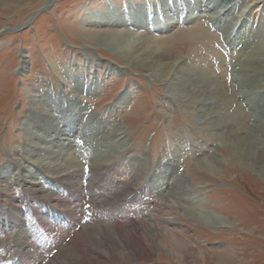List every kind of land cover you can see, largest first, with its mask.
Returning a JSON list of instances; mask_svg holds the SVG:
<instances>
[{
	"label": "rangeland",
	"instance_id": "obj_1",
	"mask_svg": "<svg viewBox=\"0 0 264 264\" xmlns=\"http://www.w3.org/2000/svg\"><path fill=\"white\" fill-rule=\"evenodd\" d=\"M173 1L178 9L171 12L169 24L163 6L172 10ZM241 1L237 5L231 0L232 14L218 24L215 18L223 16L217 7L210 12L192 10L195 17L183 19L182 0H0V170L10 176L17 168L23 171L20 165H28L33 179L43 178L44 190L53 193L37 197L22 187L17 204L12 190L0 194L4 203L12 201L17 210L30 208L43 231L44 246L30 232L24 238L23 245L29 249L27 253L20 250L24 264H48L56 256L55 264H264V177L246 168L236 151L239 135L246 139L243 151L249 146L259 148L264 136V91L250 92L252 88L246 89L240 79L243 71L264 65L260 53L264 51V15L261 23L247 20L244 6L258 0ZM136 8L145 13L146 24L134 19ZM101 18L110 23L102 24ZM197 24L214 35L213 48L220 55H209L205 45H195L194 39L200 37L191 31ZM239 26L243 33L229 40L227 36H236ZM96 29L153 38L167 54L169 65L181 63L186 73L168 66L165 75L156 79L136 71L94 46L86 32ZM194 47L199 49L197 55L189 49ZM207 56L213 72L224 76L228 111L220 106L216 85L208 90L206 83H196L205 79L200 70L206 66L196 60ZM251 75L264 77V73ZM75 80L83 87H75ZM35 100H43L52 111L51 123L60 134L46 132L49 120L42 121L43 115L38 124L31 121L29 105ZM71 106L75 117L68 111ZM65 114L69 115L66 119ZM227 115L233 119L216 122ZM229 130L236 133L235 139L227 134ZM27 133L34 146L27 145ZM43 138L55 143L69 138L79 147H84L83 140L89 143L88 152L78 158L83 165L80 174L70 182L52 179L48 169L33 165L35 160L46 163L40 156L55 148ZM23 150L34 151L30 162L23 158ZM256 151L264 159V151ZM178 184L186 187L184 196L177 194ZM30 196L34 199L28 203ZM169 200L184 206L171 205ZM85 207L90 212L69 215L70 209ZM109 208L114 217L93 211ZM181 208L237 224L232 230L214 231L195 224ZM5 209L12 211L8 206ZM145 211L149 214L141 215ZM118 212L120 216H115ZM155 215L161 224L156 223L160 232L153 236L145 222ZM167 217L172 221L169 225L162 222ZM18 222L28 224L23 219ZM82 222L92 225L98 231L95 234L101 230L98 238L87 239L78 224ZM105 227L122 232L125 246L110 243ZM15 233L0 234V244H15L17 249L20 243ZM68 245L72 250L65 263L58 253Z\"/></svg>",
	"mask_w": 264,
	"mask_h": 264
},
{
	"label": "bare ground",
	"instance_id": "obj_2",
	"mask_svg": "<svg viewBox=\"0 0 264 264\" xmlns=\"http://www.w3.org/2000/svg\"><path fill=\"white\" fill-rule=\"evenodd\" d=\"M235 1H236L235 3L237 5L242 3L241 0H235ZM182 2H183L184 7H186V14L187 15L185 14L184 15L185 17L183 18L185 20H189L192 17H195L191 13V11L192 10L196 11V9H199V8L200 9L202 8L203 11L205 9H207L210 12V11H214L215 8L217 7L218 15L219 16L220 15L223 16L222 19H220L219 17L215 18L216 21L218 20V24H219V21H221V20L224 21L226 19L227 15H231L232 14L231 8L228 7V5L230 4L231 0H206L205 4H203V0H194V4H191L190 0H182ZM163 7H165L164 16H165L166 19H168V23H169L170 22L169 20L171 19L170 15L172 14L171 12L173 10H175V9H178L177 3H176V1H173V7H172L173 9L172 10H170L167 7V5H164ZM137 8L133 12L134 19H136L138 23H141V24L145 23L146 24L147 22H146L145 13L142 12V9L140 10V8L139 9H137ZM244 8L246 9V11L243 12V13L247 14V20H248V17H250L254 24L255 23L257 24V22L261 23V20H262L263 15H264V0L251 1L250 3L245 5ZM167 10H169V11H167ZM101 19L103 20L101 22L102 24L103 23H106V24L110 23L108 18H101ZM152 20L154 22L158 21V17L157 16H153ZM169 24H172V22H170ZM262 25L263 24H260V27H259L260 29L263 28ZM242 27H244V25ZM239 29L241 30L240 26L237 28V31H236L237 35L236 36H231V37H230V35L227 36V37H229V40H230V38L238 39V37L243 33V31H240ZM97 30L98 29H96V30H88V31L86 30L87 32L84 30L86 32V35L89 36L90 38H92V40H94V46L95 47H100L101 49H103V50L115 55L116 57H118L121 60H123L126 64H131V66L136 71H142L144 74L150 75L151 78H156V79L158 78L159 79V78H161V77H163L165 75L166 69L168 68V66H170L169 65L170 63L168 62L167 54L165 53V51L162 49V47L157 46L155 44V40H153V38L149 39V40L148 39L145 40V38H131V37L122 35L121 33H119V31L117 32V31L111 30V31H108L109 33H104L101 30H98V31ZM195 33H198L199 37H200V38H197V39L195 38L194 39L195 42L194 41L193 42L195 43V45H197V46L198 45L199 46H204L205 45L206 46L205 49H206L207 53H209V55H212L214 53L216 55L219 54V52L215 51V49L213 48V44L215 43L214 42L215 39H214V35L212 33H210L208 30H206L205 28H203V26H201L199 24H197L195 26V28L191 31V34L195 35ZM249 33H251V31H249ZM149 38H151V37H149ZM208 41H210L211 43H209ZM233 43L234 42L232 41V45H234ZM189 49H193L192 53H195V55H197L196 53L199 52V49H197L196 47L189 48ZM263 52H260V53H261L262 57L264 58V54H262ZM208 56L205 59L196 60V63H199L201 66H203V64L206 65V66L203 67L204 70H200L202 73H204L205 79H203V80L200 79L196 83H200L201 85L206 83L205 85H206V88L208 90H211L213 88V85H216V89H214V91H215L216 97H218L221 100L220 106L223 105V107L226 108V111H228L229 107H227V105H226V103L228 102L227 91H226L225 87H223V85H224V83H223L224 82V79H223L224 76L217 75V74H215L213 72V70L211 69L210 62L208 61ZM23 62H24V56L20 55V63L23 64ZM192 63H195V62L193 61ZM169 69L170 70H175L178 73H181V72L183 73L184 72L183 74H185L186 70H187L186 67H184V65L181 64V63L179 65L174 63V65H171L169 67ZM223 70H225V69H223ZM252 73L253 74H255V73H264V65H261V66H259L257 68L254 67V69L252 71H243L241 76H240V79L244 82L243 86L246 89L252 88L250 90V92H261V91H264V77H258L256 79H254V78L250 77V75ZM188 76H189V74H188ZM251 76H254V75H251ZM175 79L178 80L177 78H175ZM78 84H80L81 88L83 87L81 81H78L76 83L77 86L75 85V87H78ZM263 95H264V93H263ZM34 99H36V98H34ZM70 108L71 109L68 110L70 112V114H71L70 116L75 117L74 108L72 106ZM220 108H222V107H219V109ZM263 108H264V106H263ZM29 110H30L29 118H31V121L33 120V122H35V124H38V122H40L39 118H40L41 115H43V117H41L42 121L45 118H47L49 120V121L46 122V129H45L46 132L53 133L52 134L53 136H55L56 133L60 134L59 132H62V131H59L56 128L55 125H52V123H51L53 121L52 120L53 116L51 115L52 111H50L47 108V106L44 104L43 100H37V101L35 100V101L31 102L30 105H29ZM215 113L216 112H214V114ZM67 116H69V115L65 114V118L64 119H66ZM240 116H241V118L243 120L244 119L243 115L240 114ZM229 118L231 120L233 119L231 115H227L224 118L217 119L216 122H222V121H225V120L228 121ZM70 121H73V120H70ZM28 133H27V137H29V138L26 139L27 145L29 144L30 146H34L33 142L30 140L32 135H28ZM227 134L229 136L231 135L230 138H234L235 139V134L236 133H233V131L229 130V132H227ZM53 136H51V137H53ZM239 136H240L239 139H238L239 142H238V146H237V149H236L237 158L240 160V162L242 164H244L246 166V168H252L253 171H255L256 173H258L259 175L264 177V159H262V157L256 151L259 148L261 149L262 152L264 151V136L260 137V144L261 145H260L259 148L257 147V149H254V148L251 149V148H249L250 147L249 146L248 149L244 150V151L242 149V147H244L243 144L245 143L243 140H246V139H245L244 135H239ZM43 139H44L43 142H46L49 146L52 145L53 147H55L53 150L51 149V151L47 150L48 152L44 156H40V157L44 158L43 162L46 161V163L41 164L40 162H36V160H35V162L31 161L28 157L30 155L34 154L33 153L34 151H32V150H29V151L28 150H23V155H24L23 158L27 159V161H29V162L31 161V163L33 165L37 166L38 168H46V169H48V171H49L48 173L50 174V178H52V179L67 180V181L70 182V179H72L73 176L76 177L78 173L80 174V172H81L80 168L83 165L79 162L78 158H79V156H81V157L85 156V155H83V153L88 152L87 150H88V144L89 143L86 144L87 142L85 140H83V142L85 143L84 147H81V146L79 147V145L75 144L73 139H69V138H63L62 139L63 140L62 143H59V142L55 143L56 141L53 142V141L49 140L48 138H43ZM232 141H234V140H232ZM84 149H86V150H84ZM100 156L105 157V154L102 153V154H100ZM43 165H46V167L43 166ZM5 166H7V165H5ZM20 166L22 167L23 171H21L20 168H17V170H16L17 172L14 173L13 175H10V176H7V174L4 171L0 170V192H1L0 194L1 195L7 193L9 190H12L13 191L12 199L14 198L16 204L18 202V195H19L20 191L23 190L22 187H24L28 191H31L33 193V195H35L37 197H40V196H52L53 195L52 191H49V190H46V189L44 190V180H43V178L42 179L39 178L41 182L39 181V179L37 177L35 179H33V176H32L33 172H31V170H30L31 168L28 165L24 166L23 164L20 165ZM7 168H9V167L7 166ZM167 168H168V170L166 169L167 171L171 170L170 168H172V165H170V168L167 166ZM44 177H45V175H44ZM159 181H157V179H156V183H159ZM2 182H5V183L3 184ZM153 183H155V182H153ZM159 185H160V183L157 184V187ZM176 187H177L176 188V192H177L178 195L184 196V194H186L187 191H186V187H184V185L178 184ZM149 188H150V192H151V189L153 188V186H151ZM152 191H153V189H152ZM159 193H161V192H159ZM159 193L157 192V194H159ZM178 195H176V196H178ZM33 199H32V196H30L29 198H27V202L31 203V201ZM194 199H195V196H194ZM178 200L181 201V200H183V198H178ZM170 202H171V205L176 204L177 206H179V208L182 205V204L180 205L176 201L174 202V201L171 200ZM12 203H13L12 201H11V204H9L7 202L4 203L3 199L0 198V234H3L7 230L11 231L12 233L16 232L14 234V236L17 235L16 236V240L18 241V243H20V246H17V249H15V247H16L15 244H3V243H1L0 244V264H7V262H8V264H24L23 261L19 259V258H21L20 250H22V252H23L24 249H25V252L26 253L28 252L29 249L26 246L24 247L23 240H25L24 239L25 237H28V233L29 232L32 233L31 235H33L34 238H36V240L39 239V238H41L43 240V242H41L43 245H41V246H44L46 244V241H45V239L43 237V234H42L43 231L39 228V225H37L39 220H37V218L31 216L32 212L29 210L30 209L29 205H28L29 209L26 208V209H23V210H17L15 207H13L14 205ZM167 204H169L168 201H167ZM7 206L12 211H8L7 209H5ZM182 206H184V205H182ZM181 209H182V213H184L185 216L191 218V220L194 221L195 224H197V223L202 224V225H204L205 227H207L209 229H213L214 231H222V230H229V229L232 230L235 227V224H237L236 222H230V223L227 222V221L226 222H222L219 219H215L211 215L198 213V211H196V210L193 211V208H191L189 210L185 209V208H181ZM90 210L91 209H88L87 207L81 208L80 210L75 208L73 211L70 209L69 212L71 211L72 214L69 213V215H72V217H73L74 214H75V211L82 213V211L90 212ZM15 211L17 213L14 215L13 213H15ZM18 211H19L20 214L18 213ZM93 211L95 213H97V214H100V216H106V215L110 216L111 215L110 212L112 211V209H110V208L109 209H104V210L102 209V211H99V212H97L95 210H93ZM8 213H9V215H8ZM120 213L118 212V213H116L114 215L115 216H120ZM84 214H86V213H84ZM147 214H149V212L145 211V212L141 213V215H147ZM179 216H181V215H179ZM112 217H114V216H112ZM148 217H149V219H148L149 222H147V223L145 222V227L148 230V233H150L153 236H155V235L159 234V232H160V230H159L160 229V227H159L160 225H157L156 223L159 222L161 224V218L156 217V215L155 216H148ZM7 218L8 219L10 218V220L6 221ZM38 218L40 219L39 216H38ZM56 218L63 220L61 218V216H56ZM20 219L26 220V222L28 224L27 225H20L19 222H18ZM170 219H172V218H170ZM154 221H156V222L154 223ZM162 222L164 224H166V225H169L172 221L169 220L168 217H167V219H162ZM82 223H78V224L80 225L81 229L84 232H86L85 234L87 235V239L90 238V240L92 241V240H95L96 238H98L97 236L101 232V230H99L100 232L98 234H95L98 231L96 229H94L92 227V225L86 224V222H84L83 224ZM105 223H106V221H105ZM68 224H69V222H68ZM65 225H67V224H65ZM75 227H77V225H75ZM107 228H110V227H105L103 229L105 230L106 233L109 234L108 235V241L110 243H112V244L118 243V244H122L123 246H125L124 243L126 242V240H125L126 237L121 235L122 232H118L116 229L115 230H112V229L108 230ZM135 228H137V227L135 226ZM150 229L154 230L153 233H152V231ZM38 236H39V238H38ZM92 244H94V242ZM21 246H22V248L18 249V247H21ZM41 246H39V247H41ZM69 246L70 245H68L65 248H63L61 253H60V251L58 253V254H61V255L63 254V257L61 259H63L65 261V263H67L68 260H69V256H68L69 252L68 251L71 248ZM71 250H72V248H71ZM127 250L128 249H126V251ZM54 254H56V252H54ZM54 254L52 252V255H54ZM126 255L131 257L132 260L135 259V257H133L131 252H127ZM57 258H59V256H56L55 259L53 258V260L49 261L48 264H55L56 263L55 260Z\"/></svg>",
	"mask_w": 264,
	"mask_h": 264
}]
</instances>
